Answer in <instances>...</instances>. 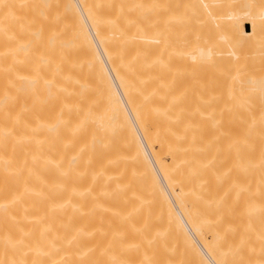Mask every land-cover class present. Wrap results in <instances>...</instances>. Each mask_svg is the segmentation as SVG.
Returning a JSON list of instances; mask_svg holds the SVG:
<instances>
[{
  "label": "bare ground",
  "instance_id": "bare-ground-1",
  "mask_svg": "<svg viewBox=\"0 0 264 264\" xmlns=\"http://www.w3.org/2000/svg\"><path fill=\"white\" fill-rule=\"evenodd\" d=\"M0 264H264V0H0Z\"/></svg>",
  "mask_w": 264,
  "mask_h": 264
}]
</instances>
